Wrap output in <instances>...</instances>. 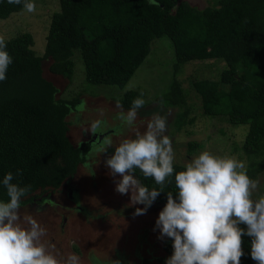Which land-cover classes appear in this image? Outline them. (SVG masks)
<instances>
[{
	"label": "trees",
	"instance_id": "trees-1",
	"mask_svg": "<svg viewBox=\"0 0 264 264\" xmlns=\"http://www.w3.org/2000/svg\"><path fill=\"white\" fill-rule=\"evenodd\" d=\"M59 1L43 55L35 51L30 31L5 39L13 63L7 79L0 82V201L9 200L2 183L8 172L13 173L12 183L30 186L21 199L27 204L39 190L69 184L100 146L97 137L76 143L71 139L67 117L82 102L81 96L59 97L57 85L44 76V60L52 59L50 72L72 79L79 51L86 82L124 88L150 54L154 40L163 36L174 44L177 69L194 60L224 62L216 77L196 79L193 87L206 116L224 115L233 125H248L242 144L249 157L247 175L253 180L259 177L264 171V0H212L205 8L187 0H157L158 6L149 0ZM23 10L22 4L0 0V19ZM138 97L139 92L130 90L122 105L130 109ZM160 100L166 107L184 106L187 94L175 79ZM196 146L190 142V150ZM173 167V176L149 208H164L168 192L176 197L174 175L185 164ZM134 175L150 190H159L154 179L145 178L139 169ZM251 240L242 236L241 264H257L251 258ZM172 245L169 238L165 248L170 256Z\"/></svg>",
	"mask_w": 264,
	"mask_h": 264
},
{
	"label": "rangeland",
	"instance_id": "rangeland-1",
	"mask_svg": "<svg viewBox=\"0 0 264 264\" xmlns=\"http://www.w3.org/2000/svg\"><path fill=\"white\" fill-rule=\"evenodd\" d=\"M187 1L199 8H205L212 2ZM33 2L36 4L34 13L23 10L0 19V37L7 39L30 31L34 36L35 51L43 55L51 17L60 9V1ZM74 60L72 79L50 72V58L43 62L44 76L57 85L59 97L72 99L81 96L85 104L84 111L78 110L81 102L67 117L72 124L69 135L75 143L90 140L92 121H105L97 131L101 134H94L100 146L93 149L89 164L81 165L69 184L65 183L55 190H39L30 203H21V217L35 218L46 229L42 241L49 246L54 245L53 251L60 257L76 254L80 257V264H117V261L119 264H166L170 253L165 244L169 238H158L159 229L155 228L163 207L155 205L148 208L146 214L133 216L135 209L144 205H129L131 192L119 194L115 191V180L119 177L110 174L105 161L123 139L135 138L136 130L143 133L152 116L159 114L166 118L164 135L172 142L175 153L173 163L186 165L194 156L208 151L219 157L235 156L246 162L248 167L249 157L242 149L248 125H233L224 115L206 116L201 96L193 87L196 79L216 77L224 62L220 59L194 60L177 69L174 44L169 37L163 36L154 40L146 60L126 86L120 88L86 82L85 64L79 51H76ZM175 79L184 87L187 102L184 106L166 107L160 96L169 91ZM130 90L139 94L143 92L145 104L137 110L134 128H121L117 119L121 109L116 105H122V99ZM122 108L125 112L129 110L123 105ZM107 139L112 140V147L106 146ZM193 141L197 142V146L190 150V142ZM256 181L259 187L253 199L264 195V171ZM70 186L78 194L75 195L78 200L69 193Z\"/></svg>",
	"mask_w": 264,
	"mask_h": 264
},
{
	"label": "clouds",
	"instance_id": "clouds-1",
	"mask_svg": "<svg viewBox=\"0 0 264 264\" xmlns=\"http://www.w3.org/2000/svg\"><path fill=\"white\" fill-rule=\"evenodd\" d=\"M8 3L22 4L28 13L36 11L33 0H8ZM149 3L158 6L157 0ZM12 63L5 39L0 37V82L7 79V69ZM142 97L143 92L132 101L127 112L117 103L121 109L117 114L121 128H134L137 110L145 104ZM78 110H85L83 102ZM104 124L102 119H96L90 129L97 132ZM165 131L166 118L155 114L143 133L136 130L135 138L123 139L105 161L110 174L119 177L115 180V191L131 192L129 205H144L137 207L133 216L146 214L163 191L166 179L173 176L175 153ZM105 144L112 147V140L107 139ZM136 169L145 178H153L159 190L142 185L134 175ZM12 180L13 173L8 172L2 181L9 200L0 201V264H80L76 254L60 257L53 251L54 245L42 241L46 229L35 218L21 217V199L30 186L21 187ZM174 181L177 195L174 198L173 193H167V203L155 222L158 238L173 241L174 251L166 264H241L243 235L252 238L251 258L264 264V195L253 199L259 185L247 175L246 162L235 156L219 157L203 151L184 170L175 173Z\"/></svg>",
	"mask_w": 264,
	"mask_h": 264
},
{
	"label": "flooded vegetation",
	"instance_id": "flooded-vegetation-1",
	"mask_svg": "<svg viewBox=\"0 0 264 264\" xmlns=\"http://www.w3.org/2000/svg\"><path fill=\"white\" fill-rule=\"evenodd\" d=\"M95 133H97V132H91V135H90V140H93L94 141V134ZM97 134H101V133H97ZM98 138V137H97ZM69 193L72 195V197L74 198V199H76V200H78L79 199V197L77 196L76 198H75V195H78L77 193H76V191L74 192V188H71L70 190H69ZM69 194V195H70ZM42 201H43V199H42ZM77 202V201H76Z\"/></svg>",
	"mask_w": 264,
	"mask_h": 264
},
{
	"label": "water",
	"instance_id": "water-1",
	"mask_svg": "<svg viewBox=\"0 0 264 264\" xmlns=\"http://www.w3.org/2000/svg\"><path fill=\"white\" fill-rule=\"evenodd\" d=\"M96 138V135L94 136V139Z\"/></svg>",
	"mask_w": 264,
	"mask_h": 264
}]
</instances>
